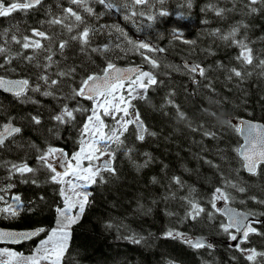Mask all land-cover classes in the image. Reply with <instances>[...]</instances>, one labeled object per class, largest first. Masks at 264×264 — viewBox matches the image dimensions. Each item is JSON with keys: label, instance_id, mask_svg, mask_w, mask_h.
<instances>
[{"label": "trees", "instance_id": "trees-1", "mask_svg": "<svg viewBox=\"0 0 264 264\" xmlns=\"http://www.w3.org/2000/svg\"><path fill=\"white\" fill-rule=\"evenodd\" d=\"M12 2L16 0H5L6 4ZM108 2L114 5L112 9L98 0H88L93 9L89 15L70 0H42L34 8L0 17V47L6 49L0 53V76L29 82L19 98L0 90V129L7 123L22 129L0 147V189L14 185L0 195L9 201L19 195L22 202L17 216L0 214V225H42L47 230L55 224V209L62 204L60 184L50 181L51 173L37 157L50 146L70 154L77 149L82 125L93 103L82 97L73 99L72 89L79 87L87 75L103 72L108 63H138L142 70L153 71L158 81L147 90L146 99L132 101L147 129L145 138L138 140L137 127L131 124L121 137L123 143L112 145L116 174L105 171L104 183L98 181L89 186L91 195L83 214L70 228L61 264H264V256L249 262L245 258L247 253L242 254L228 243L230 237L221 228V224H227L225 217L211 204L219 187L228 196L227 201L259 217L254 226L261 234H250L240 247L264 252V164L258 167L256 175L244 169L237 152L241 137L229 120V116H239L264 123V69L258 66L264 59V3L191 0L188 7V0H151L141 9L145 16L125 19L129 9L116 6L126 4L127 0ZM69 7L84 17L85 24L68 32L66 27L48 23L63 17V9ZM215 9H223V14L216 15ZM161 10L170 15L159 16ZM147 15L156 18L149 21ZM75 23L74 18L65 21L68 26ZM85 25L92 31L82 51L80 42L71 37L78 35ZM237 27L235 39L243 40L252 49V65L238 61L240 49L231 39L221 38ZM33 29L52 37L41 41L50 52L34 53L11 40L13 35L18 39L31 36ZM216 30L219 33L213 35ZM177 34L179 38H175ZM61 41H67L63 52L59 49ZM139 42L164 51L137 50L134 45ZM141 53L157 60L160 67L152 69ZM49 54L51 66L45 68ZM26 56L34 58L29 61ZM184 60L204 67L205 76L197 75L194 82L184 68ZM73 68L75 72L68 76L56 75ZM232 68L241 71L242 78L232 75ZM41 75L60 83L48 86L39 78ZM37 85L39 92L33 90ZM44 91L53 95L44 96ZM65 105L82 110L74 112L71 122L60 124L53 117ZM177 107L185 119H179ZM32 116H38L40 124L33 123ZM22 162L35 171L24 177L10 176L11 164ZM240 187L245 191L240 192ZM0 202L3 207L4 202ZM190 202L204 209L196 219L188 215L192 211ZM169 230L182 233L187 239L206 236L212 247L194 249L182 239L166 237ZM45 231L38 238L13 247L30 253ZM126 237L143 239L136 244Z\"/></svg>", "mask_w": 264, "mask_h": 264}, {"label": "snow or ice", "instance_id": "snow-or-ice-1", "mask_svg": "<svg viewBox=\"0 0 264 264\" xmlns=\"http://www.w3.org/2000/svg\"><path fill=\"white\" fill-rule=\"evenodd\" d=\"M42 0H16L10 4H6L5 0H0V17L9 16L11 13L17 10H27L34 8L40 5ZM162 3L163 0H160ZM258 2L264 3V0H248L250 5H254ZM71 4L77 5L78 7L83 8V11L89 15L93 14V9L88 6V0H70ZM98 3L104 5L107 9H112L114 5L108 0H98ZM151 3V0H127V3L121 6L129 9V14L125 16V19H130L134 16H145V12L141 9L148 6ZM188 7H191V0H188ZM212 7L211 5L209 6ZM203 10V9H202ZM223 9H215L216 15L220 16L223 14ZM251 11L255 12L256 9L252 8ZM63 17H56L48 21L50 25H61L66 27L68 32L73 31V27L78 25L85 24L84 17L79 14L73 8L63 9ZM170 14L167 11L161 10L159 16H169ZM69 18H74L75 24L68 26L65 24V21ZM146 18L149 21H154L155 16L147 15ZM207 21H205L206 23ZM151 25H149L150 27ZM122 31V29H117ZM90 29L88 26H84L82 31L78 35H73L72 40H78L82 46L81 50H84V46H87L89 43ZM239 31V28H233L230 33L222 36L221 38L225 41L231 39L232 43L235 44L239 49V55L236 57L238 61L245 65H252L254 63V58L252 55V49L244 43L243 40H236V33ZM174 32L178 33L179 29H174ZM219 30L212 33L217 35ZM38 37L39 39H36ZM175 38H179L177 34ZM52 37L47 35L44 31L33 29L31 36L25 35L21 39H18L15 35L11 37V40L19 45L25 50L31 49L34 53L39 51H51L50 48H47L41 41L42 40H51ZM129 43L133 41L129 40ZM185 43H195L194 41H185ZM67 46V41H61L59 43V49L63 52L64 48ZM137 50L143 49L147 52L160 51L163 52L164 49H154L148 43L139 42L134 45ZM107 46H105L106 48ZM4 47H0V53L5 52ZM93 51H100V49H93ZM143 55L144 60L151 66L152 69H157L160 67L157 60L153 59L150 56ZM33 56H26V59L29 61L33 60ZM46 60L49 62L47 65H44L45 68L51 66L52 55L49 54L46 56ZM40 66V65H37ZM259 67L264 69V59L259 61ZM2 67V65H0ZM184 68L188 73L192 75L194 82L195 77L198 75L200 77L205 76V68L200 64L189 65L185 63ZM232 75L238 78H242L243 74L241 71L236 68H232ZM75 72V69H70L69 71H60L56 75L59 77H65L70 75V73ZM104 75L98 77L96 75H87L86 78L82 79L79 87L73 88L71 92V97H82L93 102V107L91 108V115L87 117L86 122L81 128V139H80V148L79 151L75 152L70 159L67 158V154L63 149L48 147L46 151H43L38 157V161L41 166L47 169L51 175L49 177L52 183H57L61 185L60 196L63 199V207H57L55 209L57 213V227L52 229L48 235L47 240L41 241L40 247L37 249L36 254L29 256L27 258H21L16 252L10 251L9 249H0V264H14V261L19 262L23 259V264H41V261H47L48 264H61L62 259L68 248V241L70 239V228L72 224L76 223L80 216L84 212L85 204L88 203V197L91 195L90 192L84 191L91 184H95L98 181L100 183L105 182V178L102 175L103 172H109L112 175L116 174V169L112 167V160L114 159V154L110 150V145L115 143L117 146L123 143L121 137L128 130V126L135 124L137 126V139L144 140L145 132L147 129L144 127L143 122L140 119L139 112L134 113V118H128L131 113L130 109L134 108L132 103L133 100L146 99L147 90L158 83L156 75L153 71H144L141 68H133L120 70L112 63H108L107 66L103 69ZM127 73L134 74L133 76L127 75ZM250 74V73H249ZM45 82L48 86H56L60 83L57 79H50L48 75H41L39 77ZM231 78V77H229ZM128 81L127 87H125V81ZM5 81L0 78V86L5 85ZM11 83V82H7ZM27 80L16 82L15 88H9V91H13V94L19 98L23 94L25 87L28 85ZM34 91L39 92L40 86L37 85ZM123 90V91H122ZM126 91L127 95L124 94ZM44 96L53 95L50 91H44L42 93ZM169 104L172 103L171 100L168 101ZM82 109H70L65 105L61 112L53 117V119L60 123L65 124L69 123L75 119L74 112L81 111ZM87 111V110H84ZM122 113V115H117ZM177 115L179 119H185V114L179 110L177 107ZM212 115H215L212 113ZM102 116H110L118 125V127H111L109 130H105L106 124L102 119ZM31 120L35 124H40V118L38 116H32ZM230 124V121H226ZM256 125H249L248 131L249 135L246 140L249 147L245 148L244 151L237 150L238 154L243 158V167L250 174L256 175L257 169L260 165L264 164V130L258 131L256 135H252L253 131H256ZM22 131L20 127H15L11 123L5 124L3 126V131H0V147L5 143V140L13 136L14 134H19ZM237 132L241 131L240 128L236 129ZM155 135L154 133H151ZM206 135L214 136V133H205ZM57 164L59 168H62L63 171H59L57 166H54L52 159L57 158ZM104 156H107V160H102ZM100 164H97V161H101ZM85 161L87 165L85 166ZM35 169L28 166L27 163L11 164L9 169L10 176L12 174H19L21 177H24L25 174L33 173ZM71 177V179H66ZM22 182H27L26 180ZM36 183L35 180L32 181ZM176 183H180L179 178H175ZM226 183H229L230 186L236 187V185L231 184L230 181L226 180ZM14 185L9 184L7 189H0V192L7 191L11 189ZM240 192H244L245 189L240 187L238 189ZM71 193V195H69ZM75 197V199H74ZM43 199V197H41ZM223 199L225 202L228 200L226 193L219 187L215 189L213 194L211 204L212 207H216V201ZM255 199V198H253ZM13 203H7L4 196L0 195V201H3L5 206L0 207V214H7L10 217H15L19 214L21 210V197L15 195L11 197ZM191 209L188 215L192 219H196L204 209L199 207L198 204L190 202ZM78 208V211L73 214V209ZM246 216L240 213L233 214L229 217V223L221 224L222 230L227 233L231 240L236 241L237 236L232 234L230 229L235 228L236 232L242 231L243 238L239 243L235 245L236 249L242 254H246V259L249 262H254L257 256H264V252H258L256 249H244L240 247V244L247 241L250 234L255 233L260 235L256 228L252 227L251 224H245L244 220ZM111 227V225H109ZM44 228H39L31 232H10V231H0V241H11L19 242L21 240L31 239L33 236H38L41 232H44ZM166 237H171L173 239L179 238L182 239L184 243L189 244L194 249H199L205 247L204 242L195 241L193 242L190 239H187L183 236L182 233L173 232L169 230L166 234ZM132 243H140V239L134 237H126ZM50 245V247H49ZM207 247H212V245H207Z\"/></svg>", "mask_w": 264, "mask_h": 264}, {"label": "water", "instance_id": "water-1", "mask_svg": "<svg viewBox=\"0 0 264 264\" xmlns=\"http://www.w3.org/2000/svg\"><path fill=\"white\" fill-rule=\"evenodd\" d=\"M185 63H187L189 65L195 64L194 62H192L190 60H184V64ZM114 65L116 66L117 69H120V70L133 69V68H137V67L141 68L142 67V65L138 64V63L127 64V65H123V64H114ZM93 75H96L98 77H102L104 75V72L95 73ZM127 75L134 76V74H132V73H127ZM0 78H2L6 82L5 85L0 86V90L7 92V93H13V91H9L8 89L9 88H15L16 82L24 80L21 78L7 77V76H0ZM7 82H11V83H7ZM229 120L234 124V126L241 129V131H239V135L241 137V143L238 146V149L241 152L244 151L245 148L249 147L247 140H246L247 136L249 135V131H248L249 125H256L257 126L256 131H253L251 133L252 135H256L258 131L264 130V123L260 120L251 119V118H247V117H239V116H229ZM11 124L13 126L17 127L14 123H11ZM0 131H3V127L0 129ZM61 149H63V148H61ZM63 151L67 154L65 149H63ZM239 156L243 161L242 156L241 155H239ZM102 160H107V158H103ZM102 160L100 161V163L102 162ZM218 210L225 217V220L227 223H229V217L232 216L233 214H236V213H240V214L245 215L246 219L244 220V223L245 224L250 223L251 226L254 228H255V226L253 223H256L260 220L259 217L251 214L248 211H245L241 208L236 207L235 205H233L229 201H227V202L224 201L220 205ZM39 228H44V226L40 225V226H33V227H11V226L0 225V231H10V232H17V233L31 232V231H35ZM233 229H234L233 234L237 236V240L233 241V240L229 239L228 243L232 244V245H236L237 243L240 242V240L243 238V236H242V231L238 233V232H236L235 228H233ZM35 237L36 236H33L31 239L21 240L19 242L0 241V244L18 245V244L30 241ZM188 239L192 240L193 242L199 240V241L204 242L205 245H209V244L212 245V242L208 239V237L203 236V235L190 236Z\"/></svg>", "mask_w": 264, "mask_h": 264}, {"label": "rangeland", "instance_id": "rangeland-1", "mask_svg": "<svg viewBox=\"0 0 264 264\" xmlns=\"http://www.w3.org/2000/svg\"><path fill=\"white\" fill-rule=\"evenodd\" d=\"M128 44V47L130 46L129 45V43H127ZM145 71V70H144ZM134 78V77H133ZM127 83L128 82H125V87H127ZM123 91V90H122ZM124 94L125 95H127V93H126V91L124 92ZM93 103V102H92ZM93 107V106H92ZM136 112V109L135 108H133V109H130V113H131V115L128 117V118H134V113ZM89 115H91V111H90V113L88 114V116ZM117 115H122V113H120V114H117ZM87 116V117H88ZM87 117H86V119H85V122H86V120H87ZM102 119L105 121V124H106V126H108V127H106V131L107 130H109V128H111V127H118V125H116V123H115V121L110 117V116H102ZM84 122V123H85ZM83 126V125H82ZM113 144H115V143H113ZM113 144H111L110 145V150H112V145ZM55 148H57V147H55ZM79 148H80V142H79V145H78V147H77V149L75 150V151H73L71 154H70V158H71V156L75 153V152H77V151H79ZM59 158V154H57V158L56 159H52L50 162H52L54 165L55 164H57V159ZM103 158H108L107 156H104ZM102 158V159H103ZM97 164H100V161H97L96 162ZM87 165V161H85V166ZM60 171H63V170H60ZM66 179H71V177H68V178H66ZM60 188H61V185H60ZM84 191H87V192H89V187H87L86 189H84ZM69 195H71V193H69ZM5 199V201H7V203H12L11 201H9L7 198H4ZM74 199H75V197H74ZM224 202V200L223 199H220V200H217L216 201V207H220V205L222 204ZM3 206H5V204H3ZM64 205H63V199H62V204H61V208L63 207ZM0 207H2V204H1V202H0ZM78 211V208H74L73 209V214H75L76 212ZM57 219H58V217L56 216V221H55V224H54V226L47 232V234L45 235V236H43L42 238H40L39 240H38V242L36 243V245H35V247L32 249V251L30 252V253H23V252H21V251H18L17 249H15L14 247H11V246H8V245H0V249H5V248H7V249H9L10 251H13V252H16L17 254H18V256H20L21 258H27V257H29V256H32V255H34V254H36V252H37V249L40 247V244H41V241H43V240H47V238H48V235L50 234V232H51V230L52 229H54V228H56L57 227ZM49 247H50V245H49ZM14 264H23V259H21L19 262H16V261H14ZM41 264H48V262L47 261H41Z\"/></svg>", "mask_w": 264, "mask_h": 264}, {"label": "flooded vegetation", "instance_id": "flooded-vegetation-1", "mask_svg": "<svg viewBox=\"0 0 264 264\" xmlns=\"http://www.w3.org/2000/svg\"><path fill=\"white\" fill-rule=\"evenodd\" d=\"M68 159H70V156L68 157ZM54 166H57L58 170H63L62 168H59L58 164H55Z\"/></svg>", "mask_w": 264, "mask_h": 264}]
</instances>
